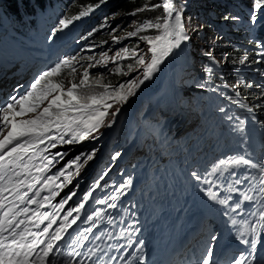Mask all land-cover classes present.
<instances>
[{
	"label": "snow or ice",
	"instance_id": "snow-or-ice-1",
	"mask_svg": "<svg viewBox=\"0 0 264 264\" xmlns=\"http://www.w3.org/2000/svg\"><path fill=\"white\" fill-rule=\"evenodd\" d=\"M105 2L106 0H99V4L87 6L78 15L60 19L59 27L53 29L52 35L48 39H53L56 32L68 28L73 21L88 16L94 8H99ZM262 5H264V0H254L256 9H260ZM158 7L163 8L164 16L162 18H157L155 22L136 23L133 21L135 29L127 33L128 37L138 36L139 40L149 45L150 60L146 61L144 56L138 55L134 49L127 47L112 57H109L107 53H102L94 64L91 63L94 60L93 56L79 57V54L67 56L34 77L22 95H11L6 102L0 104V264H57L54 254L60 253L59 242L63 240L69 229L77 224L80 219L79 214L85 208V202L89 201L94 190L101 186L100 181L104 177L101 176L92 184L77 206L70 207L61 216L65 205L77 193L72 191L59 203L53 204V199L59 195L57 190L71 184L73 176L79 175L81 168L94 159V154L82 152L69 160L54 174L47 175L51 167L58 162L57 158L63 160L66 155L60 151L52 154L50 150L55 149L57 145L78 144L91 137L93 133H97L101 127H111L115 117L121 111V107H117L114 112H110L109 109L116 104L121 106L126 104L146 81L153 78L159 66L173 53L174 49L190 39L184 30L182 18L184 7H175L173 0H162V4L150 7L145 5L133 12L126 13V15L135 16L139 12L154 10ZM251 17L255 22L256 13H251ZM228 18L226 17V19ZM106 26L107 21L100 27ZM146 29H156L157 34L139 35ZM96 31L97 29L93 28L88 36ZM81 39L85 38L81 37ZM119 39V37L113 36L114 42H118ZM129 56L134 58L137 67H143L140 77L130 79L115 87L103 83L99 78L90 79L88 69L96 65L107 67L109 60L117 64L112 69L115 74L127 75L122 71L118 60ZM80 59H86L90 63L88 68H85L80 74L79 83H76L74 82L77 72L76 65ZM246 59L245 57L240 63L243 64ZM128 71H134L133 65H128ZM65 74L72 78L69 80L70 86L67 88H65L63 80ZM93 86H98L103 91L95 92ZM30 113L34 114L31 118H23ZM109 115L113 117V120L106 124L105 121ZM240 123L243 124V121ZM118 155L119 153H117ZM115 158L113 157V159ZM239 165L257 167L256 164L241 157L230 159L227 162L221 160L214 166V169L223 168L226 171L230 167ZM73 168L75 172L72 171ZM259 169V184L261 185L259 195L264 197V164L260 165ZM193 176L197 181L202 179L197 173H193ZM61 178H63L62 181ZM241 182L239 179L236 181V183ZM129 183L130 181L117 187L115 192L123 193ZM230 190L234 191L235 189ZM45 192L47 195H42ZM30 193L31 195H29ZM207 194L212 200L217 199L216 193L211 189ZM110 199L112 202L107 203V208H116L115 201L119 199V196L113 195ZM253 199L252 196H244V200ZM227 202L226 199L219 200L221 205L227 204ZM95 203L105 204L106 201L96 200ZM30 205H35V207H29ZM236 207L239 208V204ZM47 208H51V211H41V209ZM102 215L103 213L99 209L94 210L91 215H87L84 222H92V226L84 229V232L91 233ZM259 220L264 222V211L260 212ZM108 223H113L111 217L108 218ZM57 224L58 226L53 230V226ZM41 225L44 227L41 228ZM259 227L264 228V223H260ZM250 231L255 235L257 226L253 225ZM244 234L241 232V236ZM109 235L111 234L109 233ZM119 235H123V233ZM88 239L89 237L83 233L75 237L77 242ZM212 239L215 240L216 237H212ZM141 243L143 242L141 241ZM251 243L254 247L255 240L253 239ZM98 248L99 245L85 255L91 259ZM207 251L208 254L203 258L202 264H211L213 250L209 248ZM72 259H75V256ZM63 264H69V261L65 260ZM141 264H143L142 258ZM235 264H245V262L236 259Z\"/></svg>",
	"mask_w": 264,
	"mask_h": 264
},
{
	"label": "rangeland",
	"instance_id": "rangeland-1",
	"mask_svg": "<svg viewBox=\"0 0 264 264\" xmlns=\"http://www.w3.org/2000/svg\"><path fill=\"white\" fill-rule=\"evenodd\" d=\"M190 5L191 3H188L187 0H183L177 6L174 5L177 8L180 6L184 7L182 13L184 30L190 39L182 42L180 47L174 49L173 53L165 59L164 64L162 63L159 66L153 78L146 81L136 91V94L124 104V106L130 107V112L124 111V106L116 104L109 111L114 112L117 107H121V111L115 117L111 127H101L97 133H93L91 137L78 144L57 145L55 149H51L52 154L57 151L66 153L63 160L57 158L58 163H62L58 170L82 152L93 153L94 159L101 152L106 153L100 160L102 162L99 163V171L97 173V179H99L112 166L114 169H117L119 164L131 162L132 164L142 163V165H153L154 167L159 163L160 159L169 154L181 159V155L189 149V144H193V148L190 151L191 155L194 152L200 153L204 151V145L210 138L209 134L201 131L204 125L213 122L214 119H225L222 115L223 112H219L216 109V106L222 102L220 98L216 97V94L219 89L228 88L230 90L233 86H237L239 82L230 80L235 76L241 75L240 72H244L245 69L242 67L240 61L234 62L231 59L229 60L230 54H226V51L216 52L214 51L215 48H210L212 45H217L218 41L214 40L216 35L206 32L204 23L201 24L199 22L204 20L205 17L209 18L208 20L211 22L212 18L207 14L204 18H200L199 14L205 12L201 7L199 8L202 11H199V14L192 13L193 11L185 12ZM253 12L259 13L257 16L258 24L264 27V5ZM118 19L117 14L108 15L106 18L101 17V24L107 21V26L106 28L103 27L102 31L96 36L95 43H90L86 40L83 42V39L80 38V42L82 40V43H84L81 46L80 52H78V48H80L79 42L73 51L69 54H64L63 58L77 54H79V57L93 56L94 60L91 63L94 64L95 60L99 59L102 53H107L109 57L115 56L117 52L127 47L126 42L121 41V39L127 35L128 31H122L121 29L126 25H133L130 18L127 19L128 24H124V22H121V19ZM78 22L79 20L75 23L74 32L79 28L76 27ZM51 27H55L54 29L59 27V15L53 19ZM47 31L49 34L53 32L51 28H48ZM84 33L82 32V35ZM151 33L153 35L154 33L157 34V30L153 29ZM113 36L119 37V41L114 42ZM239 40H241V37H239ZM4 44L6 47L12 46V43L8 40L4 41ZM148 48L149 45L139 40V38L134 39V45L131 47L138 55L144 56L146 61L150 60ZM209 53L211 54L210 56ZM89 63L86 59L79 60V63L76 65L77 72L74 82L79 83L80 74L85 68H88ZM113 64L109 60L107 67L96 65L88 69L89 74L95 78L106 76ZM212 67L216 69V74L220 76L221 82L219 86H214L208 81V74L212 73ZM133 68L134 71H127V75H121L113 85H117L120 81L126 83L130 79L140 77L143 67L135 65ZM158 74L165 76L164 82L167 83V86L157 85ZM91 76L90 79H92ZM70 79L72 78L68 76L63 77L65 88L70 86ZM236 96L237 100L241 102L243 110L252 114L246 120L260 132L264 130V121L258 120L256 116V112L263 115L264 109H253V105L245 98L237 94ZM133 99L138 100L133 110H131V101ZM227 105L225 113L230 112L232 117L226 118L225 122L234 124L238 117L237 112L242 113V108L237 107L234 101L232 105ZM166 108L168 109L163 110ZM202 112L204 113L203 120L199 118ZM33 115L30 113L23 118H31ZM111 117L109 115L106 118V124L108 121L113 120V117ZM205 138L206 140H204ZM168 148L171 150L169 154H166L165 151ZM117 153H119L118 156ZM209 153L204 152L205 156H208ZM113 157L116 158L113 159ZM90 162L84 168H81L79 175L73 176L72 182H77L82 177H88L85 174L88 172ZM108 164L110 166H107ZM72 171L75 172V169L73 168ZM88 183L87 181L85 187H87Z\"/></svg>",
	"mask_w": 264,
	"mask_h": 264
},
{
	"label": "trees",
	"instance_id": "trees-1",
	"mask_svg": "<svg viewBox=\"0 0 264 264\" xmlns=\"http://www.w3.org/2000/svg\"><path fill=\"white\" fill-rule=\"evenodd\" d=\"M182 1L183 0H173V3L177 6ZM187 2L191 3V5L188 6L185 12L193 11L192 13L199 14L203 9L205 12L199 14L200 18H204L206 14L212 18L211 22L208 20L209 18L207 19L206 17L199 22L201 24L204 23V27H206L207 30L206 32L216 35L214 40L218 41L217 45L210 46L211 49L215 48L214 51L216 52L226 51V54H230L229 60L231 59L234 62H239L246 57L247 59L243 64L248 65V68L251 71H255L256 74L261 72L262 76H264V64H261V62L257 63L254 59V54L258 55V51L254 49L253 46L247 44V41L255 43L251 36L247 34L258 29V23L256 21L253 22L250 13L251 9H256L254 7V0H187ZM96 4H99V0H0V50L5 53L11 52L10 50L6 51V46L4 44V41H7V36H11L17 40L19 44H32L35 48H39L40 51L36 53L38 55L43 48L48 47L50 41L47 35L42 43L39 44L38 40L32 38V33L35 30L40 29L42 32L43 30L47 31L48 28H51V31H53L55 27H51V24L54 17L59 15V20L70 18L74 15H78L79 12L87 6ZM156 4H162V0H106L99 8H94L88 16L79 20L76 25V27L79 28L75 32L73 29L76 21H73L67 30L56 32L55 36H62V32H64L70 44H78L82 36L85 38L83 42L86 40L90 43H95L94 40L96 36L103 29L100 27L101 17L106 18L108 15L117 14L124 24H128V18L136 23H142L144 21L155 22L157 18H162L164 16L162 7L155 8L154 10L142 11L135 16L126 15V13L133 12L137 8L145 5L150 7ZM226 17L229 18L226 19ZM71 27L73 29H71ZM93 28H96L97 31L93 32L91 36H88V33L91 32ZM134 29L135 24L133 23L132 26L126 25L121 30L131 32L134 31ZM152 30L153 29H146L139 35H153L151 33ZM82 32H85L84 35H82ZM155 34L156 33H154V35ZM239 37H241V40H239ZM134 39H138V36L128 37L125 35V37H122L121 41H125L127 48L131 49L134 45ZM82 44L84 43H82L81 40L78 52H80ZM262 53L264 54V51ZM242 56L244 57L242 58ZM118 63L123 72L128 71L129 64L133 65V67L135 66L134 58L131 56L120 58ZM116 66L117 64L114 63L108 75L98 78L101 79L103 83L111 84L114 87L123 83L120 81L117 85H113V83L123 75L115 74L112 71ZM208 75V81H210L212 85H220L221 79L218 74H216V69L214 67H212V73ZM65 76L68 75L65 74L63 77ZM91 78L93 80L97 79L93 76H91ZM236 79H240L242 84L239 85V89L236 88L239 90V93L243 94L244 97L252 103L255 109H264V80L256 75L250 76L249 74L244 76L240 75ZM247 82H250L251 85H248ZM93 90L95 92L103 91V89L98 86H93ZM223 97L226 102L224 108L228 107L227 104L232 105L233 101L237 103V107L241 106V103L235 100L236 97L231 94V91H226ZM220 108L224 109L222 105ZM167 109L168 108L163 110ZM260 119H264V115L260 117Z\"/></svg>",
	"mask_w": 264,
	"mask_h": 264
},
{
	"label": "bare ground",
	"instance_id": "bare-ground-1",
	"mask_svg": "<svg viewBox=\"0 0 264 264\" xmlns=\"http://www.w3.org/2000/svg\"><path fill=\"white\" fill-rule=\"evenodd\" d=\"M76 51V50H75ZM165 62V61H164ZM164 62H163V64H164ZM164 80H165V76L163 75V74H158V76H157V85L158 86H167V83H165L164 82ZM157 86V87H158ZM147 90V89H146ZM148 94V93H147ZM138 100V99H137ZM137 100H132L131 101V104H132V109L131 110H133V107H134V105L137 103ZM124 106V105H123ZM124 111H128V112H130V107H126V106H124ZM112 118V117H111ZM102 161H100V163H101ZM178 201H180V200H182V198L180 197V199H177ZM183 202V201H182ZM203 207H204V210H207L208 208H207V206L206 205H203ZM207 212V211H206ZM209 212V211H208ZM114 246V244H111L110 245V247L112 248Z\"/></svg>",
	"mask_w": 264,
	"mask_h": 264
},
{
	"label": "clouds",
	"instance_id": "clouds-1",
	"mask_svg": "<svg viewBox=\"0 0 264 264\" xmlns=\"http://www.w3.org/2000/svg\"><path fill=\"white\" fill-rule=\"evenodd\" d=\"M55 18H57V17H54V19ZM71 29H73L72 27H71ZM59 32V31H58ZM62 33H64V32H62ZM50 36V35H52V33L51 34H49L48 33V31H46V30H43L42 32H41V30L40 29H38V30H35L33 33H32V38L33 39H40V40H43L46 36ZM11 37V36H7V40L9 41V38ZM21 46H27L26 44H21Z\"/></svg>",
	"mask_w": 264,
	"mask_h": 264
}]
</instances>
